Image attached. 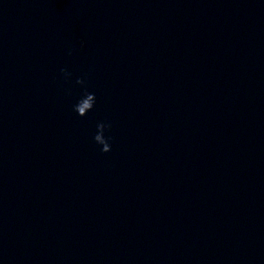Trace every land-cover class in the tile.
<instances>
[{"label": "water", "instance_id": "1", "mask_svg": "<svg viewBox=\"0 0 264 264\" xmlns=\"http://www.w3.org/2000/svg\"><path fill=\"white\" fill-rule=\"evenodd\" d=\"M0 264H264V0H0Z\"/></svg>", "mask_w": 264, "mask_h": 264}, {"label": "clouds", "instance_id": "2", "mask_svg": "<svg viewBox=\"0 0 264 264\" xmlns=\"http://www.w3.org/2000/svg\"><path fill=\"white\" fill-rule=\"evenodd\" d=\"M61 74L63 75L65 81H68L72 73L68 72L67 69L61 68ZM78 85H85L86 81L84 78H77L75 81ZM96 103V96L94 93L87 91V88H84V91L78 101L73 105V110L80 116L84 117L90 112ZM110 122H99L96 125V133L93 137L96 144L101 146V151L103 153H108L111 151V137L105 136V132L111 129Z\"/></svg>", "mask_w": 264, "mask_h": 264}]
</instances>
